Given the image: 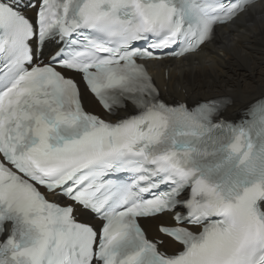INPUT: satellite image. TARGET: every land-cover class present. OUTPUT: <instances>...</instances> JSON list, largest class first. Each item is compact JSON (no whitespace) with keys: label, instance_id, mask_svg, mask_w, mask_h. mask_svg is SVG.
<instances>
[{"label":"snow or ice","instance_id":"obj_1","mask_svg":"<svg viewBox=\"0 0 264 264\" xmlns=\"http://www.w3.org/2000/svg\"><path fill=\"white\" fill-rule=\"evenodd\" d=\"M256 3L0 0V264H264V94L149 72Z\"/></svg>","mask_w":264,"mask_h":264},{"label":"bare ground","instance_id":"obj_2","mask_svg":"<svg viewBox=\"0 0 264 264\" xmlns=\"http://www.w3.org/2000/svg\"><path fill=\"white\" fill-rule=\"evenodd\" d=\"M254 8L235 26L220 28L216 41L199 53L162 63L170 67L168 80L162 68L156 73L164 91L191 98L227 95L233 117L264 94V0Z\"/></svg>","mask_w":264,"mask_h":264}]
</instances>
